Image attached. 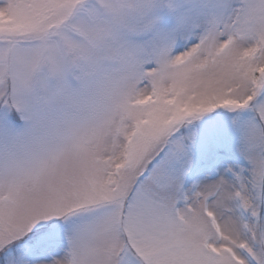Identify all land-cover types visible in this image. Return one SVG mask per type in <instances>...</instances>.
Returning <instances> with one entry per match:
<instances>
[{"label": "snow or ice", "instance_id": "1", "mask_svg": "<svg viewBox=\"0 0 264 264\" xmlns=\"http://www.w3.org/2000/svg\"><path fill=\"white\" fill-rule=\"evenodd\" d=\"M0 264H264V0H0Z\"/></svg>", "mask_w": 264, "mask_h": 264}]
</instances>
